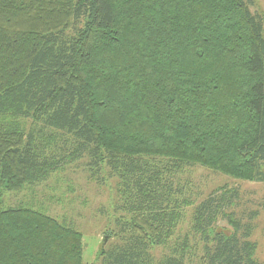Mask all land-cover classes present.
Returning <instances> with one entry per match:
<instances>
[{"label": "trees", "instance_id": "1", "mask_svg": "<svg viewBox=\"0 0 264 264\" xmlns=\"http://www.w3.org/2000/svg\"><path fill=\"white\" fill-rule=\"evenodd\" d=\"M252 5L0 0V264H85L74 225L4 198L83 158L118 180L125 215L98 264H264L259 212L238 186L195 205L174 191L196 165L264 183V18ZM190 205L193 237L176 240Z\"/></svg>", "mask_w": 264, "mask_h": 264}, {"label": "rangeland", "instance_id": "2", "mask_svg": "<svg viewBox=\"0 0 264 264\" xmlns=\"http://www.w3.org/2000/svg\"><path fill=\"white\" fill-rule=\"evenodd\" d=\"M252 10L264 18V0H253ZM87 163L88 159L83 158L68 164L45 182L18 192H7L4 198L8 207L28 205L63 223L74 225L83 234L84 263L98 264L100 249L103 246L109 247L115 240L107 231L119 233L121 226L118 219L125 215L117 206L118 180L106 173L100 179L93 177ZM178 176L180 178L174 185V191L182 193L178 194L181 199L188 197L193 200L194 205L224 184L238 186L243 192V207L259 212L254 221L255 229L251 239L257 244L255 258L264 261V183L241 181L200 165L187 167ZM194 205L185 208L176 240L186 235L193 237L191 220ZM219 225L227 226L224 221H220ZM195 240L197 239H192Z\"/></svg>", "mask_w": 264, "mask_h": 264}, {"label": "water", "instance_id": "3", "mask_svg": "<svg viewBox=\"0 0 264 264\" xmlns=\"http://www.w3.org/2000/svg\"><path fill=\"white\" fill-rule=\"evenodd\" d=\"M106 240V239H105Z\"/></svg>", "mask_w": 264, "mask_h": 264}]
</instances>
